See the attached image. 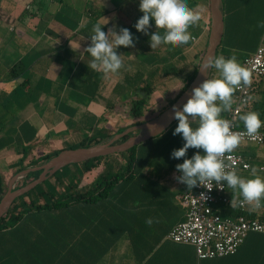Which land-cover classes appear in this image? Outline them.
Here are the masks:
<instances>
[{
  "label": "crops",
  "instance_id": "0c3cea01",
  "mask_svg": "<svg viewBox=\"0 0 264 264\" xmlns=\"http://www.w3.org/2000/svg\"><path fill=\"white\" fill-rule=\"evenodd\" d=\"M186 2L203 9L202 19L189 28L195 40L152 50L154 21L149 35L134 27L143 15L140 0H0V173L5 181L36 165L38 157L79 147L90 138L106 140L168 108L199 68L210 38V0ZM223 11L225 29L216 57L235 54L243 66L264 41V35L258 37L263 28L257 26L264 21V0H223ZM97 23L106 33L113 27L117 32L127 28L134 38V47L116 50L124 67L108 77L87 66L91 57L84 50ZM147 82L164 92H154L144 114L135 116L130 101ZM169 127L137 145L130 173L107 194L33 208L14 225L0 228V264H264V249L253 239V234L264 235L261 232H250L234 254L204 259L193 244L167 237L186 218L179 194L196 189L177 181L182 173L176 165L197 151L204 154L190 148L186 157L172 158L173 150L185 141L182 135H173L177 126ZM241 149L251 156L252 166L264 167L263 145ZM120 159H102L82 175L78 173L82 166L63 169L65 184L57 187L54 197L44 185L45 192H31L25 199L68 200L93 188L107 166L113 173L124 169L128 156ZM237 174L252 178L251 168L238 169ZM258 175L264 178V172ZM71 181L76 184L73 188ZM232 191L227 187L231 199ZM261 204L264 207V200ZM148 218L151 225L146 224Z\"/></svg>",
  "mask_w": 264,
  "mask_h": 264
},
{
  "label": "clouds",
  "instance_id": "9594fccd",
  "mask_svg": "<svg viewBox=\"0 0 264 264\" xmlns=\"http://www.w3.org/2000/svg\"><path fill=\"white\" fill-rule=\"evenodd\" d=\"M139 10L143 15L134 25L137 31L149 35L152 27L150 21L155 24L156 31L150 34L152 50L161 45L175 48L194 41L195 37L189 28L199 23L203 11L199 5L196 9L189 7L186 0H140ZM257 26L264 28V21ZM161 29L163 34L159 31ZM79 30L77 28L76 31ZM92 32L90 46L84 50L91 57L87 60L88 68L105 77L117 74L124 63L122 55H118L116 50L121 46H135L130 30L120 28L117 32L113 27L106 33L97 23ZM212 69L218 75L195 87L182 110L173 106L174 118L178 121L173 135H182L185 143L183 147L173 150L172 158L186 157L190 148L202 149L204 153L202 155L197 151L190 159L185 158L183 163L177 164L176 169L182 175L175 178L186 184L189 190L198 185L211 190L213 182L223 189L226 182L227 187L233 190L231 208L248 206L250 211H256L262 207L261 201L264 200V178L258 175V172H264V167L251 166L252 178H242L232 163L226 162V154L234 152L245 136L255 138L264 126V121L260 120L257 112H247L239 116L245 131L234 132L231 130L233 122L221 115L232 111L237 89L251 85V73L237 62L235 54L228 59L224 56H208L200 65V70L208 73ZM193 123L196 127L192 126ZM231 159L230 155L227 156V161ZM201 197L204 198L203 194ZM152 223V218L146 220V224Z\"/></svg>",
  "mask_w": 264,
  "mask_h": 264
},
{
  "label": "built area",
  "instance_id": "2783aa9c",
  "mask_svg": "<svg viewBox=\"0 0 264 264\" xmlns=\"http://www.w3.org/2000/svg\"><path fill=\"white\" fill-rule=\"evenodd\" d=\"M243 66L250 71L251 82L264 77V41L244 59ZM250 94L251 85L237 89L232 111L227 112L224 118L233 122L231 130L234 132L245 131V128L238 127L237 123L239 115L250 103ZM250 144L264 146V131L259 130L255 138L245 136L234 152L226 154V162L232 163L236 171L251 168V156L241 149ZM229 155L232 157L231 161H227ZM246 165L249 167H245ZM226 189V182L223 189L213 182L211 190L198 185L195 191L179 194L180 201L186 209V218L172 227L167 237L176 242L193 244L197 256L204 259L234 254L250 232L264 233V221L248 218L245 214L247 206L239 207L241 212L236 217L215 211L214 207L218 203L230 204L231 198Z\"/></svg>",
  "mask_w": 264,
  "mask_h": 264
},
{
  "label": "water",
  "instance_id": "95a60500",
  "mask_svg": "<svg viewBox=\"0 0 264 264\" xmlns=\"http://www.w3.org/2000/svg\"><path fill=\"white\" fill-rule=\"evenodd\" d=\"M210 10V38L200 65L208 56H216L218 47L222 43L225 29L223 0H210ZM200 65L195 77L188 87L157 117L126 127L123 130L111 135L106 140L99 141L95 144L62 149L55 155L44 159L42 162L15 174L8 181L6 191L0 200V219L8 214L12 204L17 198L30 192L37 185L46 181L64 167L71 164L82 163L93 158L125 152L163 132L174 121H176L174 118L173 106L182 110L183 104H185L192 96V90L195 87H198L204 80L210 78L212 70L208 73L201 72ZM36 171H39L38 176L27 182L25 185L18 187L14 186L17 181L22 179L28 173Z\"/></svg>",
  "mask_w": 264,
  "mask_h": 264
},
{
  "label": "trees",
  "instance_id": "16d2710c",
  "mask_svg": "<svg viewBox=\"0 0 264 264\" xmlns=\"http://www.w3.org/2000/svg\"><path fill=\"white\" fill-rule=\"evenodd\" d=\"M263 32H260L258 34V37L264 35V28L262 30ZM204 55V53H203ZM203 55L200 57L199 62L202 60ZM198 71V67L195 69L194 73L190 76V79L188 80V82L185 84L184 88H187L188 85L191 83V81L193 80V78L195 77L196 73ZM216 74V70L212 69V73L211 76H215ZM157 90H159L158 87L154 86L153 83L151 82H147L146 84H144L143 86H140V88L137 89V96H135L134 98L131 99L130 101V109L131 112L135 115V116H142L144 114V108L148 103V100L150 98V96L156 92ZM236 94V92H235ZM235 94L233 97V104L235 103ZM232 104V105H233ZM251 108V112H257L259 114V118L261 121H264V77L261 78H256L254 80H252L251 82V94H250V103L243 109V111L241 112L240 115H243L246 113V110L248 108ZM245 111V113H243ZM227 112H223L222 118L226 117ZM239 115V116H240ZM237 126L240 128H244V124L242 121L239 120L238 118V123ZM260 131H264V126H262L260 128ZM103 138L101 139H87L85 141H83L80 145L81 146H88V145H92L95 144L99 141H101ZM125 139V138H124ZM256 145V144H255ZM260 146V145H259ZM137 146L125 151V152H121V153H114V154H110L107 156H102V157H98V158H93L91 160L82 162V167L80 169V171L78 172L79 174H84L86 171H89L91 168H93L97 162L101 161L102 159H104V161L109 162L111 161L114 157L116 156H121V155H126L128 156L127 159V164L126 167L122 170V171H116V172H112L110 170V167L107 166V168L105 169V173L102 174V176L95 182V185L93 188L88 189L86 191L80 192V193H76L73 196H71V198H69L68 200H59V201H53L52 203L50 202H46V203H34L32 200L31 201H26L25 197L28 196L31 192H39V194H41L42 192H45L44 190L42 191L41 189L43 188V186L47 183H50L48 186L50 189H47L46 193H50L52 196L54 195V192L56 191L57 187L59 185H64L65 181H64V177L59 173L61 170L57 171L53 176H51L49 179H47L46 181L40 183L39 185H37L34 189H32L30 192L24 194L23 196L17 198L14 203L12 204L8 214H6L5 216H3L0 219V228H7L9 226L14 225L17 221H19L21 219V217L24 215L25 212L33 209V208H42V207H56L59 206L61 204L64 203H69L72 201H77V200H93L99 196H103L105 194H107L109 188H111L115 182H117L121 177L128 175L130 173V169L132 167V160H133V155L136 151ZM57 152L54 153H49L46 154L44 156L38 157L33 161V164H38L41 161H43L44 159H47L53 155H55ZM73 164L68 165L66 167H68V169L71 168ZM66 167H64V169L66 170ZM121 169V168H120ZM36 175L30 179V175L26 176L23 180H22V185H25L27 182H29L30 180H32L33 178H35L36 176H38L39 171L35 172ZM60 174V175H59ZM52 179H56L55 183H51ZM46 184V185H47ZM69 186L71 188L75 187V181H71L69 183ZM7 185H6V181L4 176L0 173V200L3 197L5 191H6ZM54 197V196H53ZM19 199H22L21 202H19L20 206L18 207V201ZM21 207V208H20ZM215 211L217 212H221L227 215H230L232 217H236L238 214H240V208L236 207V208H231L230 204H224L223 206H215L214 207ZM246 216L248 218H252V219H258L261 221H264V207H261L260 211H258V209L256 211H250L249 209L247 210ZM253 239H255V242H257V244L259 245L258 248L264 249V235L261 234H253ZM241 246V245H240ZM239 246V248H240ZM238 248V249H239Z\"/></svg>",
  "mask_w": 264,
  "mask_h": 264
},
{
  "label": "rangeland",
  "instance_id": "374dc122",
  "mask_svg": "<svg viewBox=\"0 0 264 264\" xmlns=\"http://www.w3.org/2000/svg\"><path fill=\"white\" fill-rule=\"evenodd\" d=\"M157 93L158 92H164V90H158V91H156ZM173 99V98H172ZM175 126H178V121H176V122H174L170 127H169V130L170 129H173ZM193 127H196V124L195 123H193V125H192ZM177 136H180V135H177ZM250 146H255V144H250ZM144 147V145H141L140 147H138V148H143ZM122 157H126V155H119V156H116V158H118V159H120V158H122ZM121 160V159H120ZM83 166L82 165V163H77V164H73L72 166H71V169H73L74 167L73 166ZM64 169V168H63ZM66 170H68V167H66ZM123 169L121 168L119 171H122ZM60 174H61V171L59 172ZM59 174V175H60ZM33 177L36 175V173L35 172H33L32 174H31ZM31 179V178H30ZM7 182H8V180L6 181V185H7ZM47 184V183H46ZM45 184V185H46ZM50 183H48L47 185H49ZM22 185V182H20L19 184H18V186H21ZM50 186V185H49ZM50 189V188H49ZM60 189H63V188H60ZM28 198V197H27ZM21 200L22 199H19V201H18V207L20 206V204H19V202H21Z\"/></svg>",
  "mask_w": 264,
  "mask_h": 264
}]
</instances>
